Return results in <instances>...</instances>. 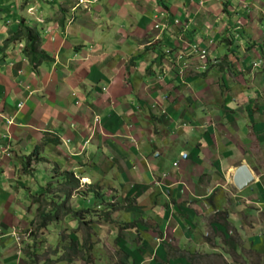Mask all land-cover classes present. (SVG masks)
Here are the masks:
<instances>
[{
    "label": "crops",
    "instance_id": "0c3cea01",
    "mask_svg": "<svg viewBox=\"0 0 264 264\" xmlns=\"http://www.w3.org/2000/svg\"><path fill=\"white\" fill-rule=\"evenodd\" d=\"M95 3L0 0V35L7 39L21 21L51 56L34 66L21 52L23 40H6L0 56V168L22 164L37 146L38 157L40 147L54 155L63 151L67 159L75 155L86 180L84 172L97 165L95 154L101 152L102 168L115 166L122 179H132V170L135 180L145 174L140 181L147 179L142 183L154 189L153 199L144 198L149 204L143 214L153 219L148 223L165 224L166 207L176 204L189 216L198 201L210 198L212 184L218 191L209 199L211 222L224 216L232 222V212L221 208L220 184L234 186L231 178L241 163L253 173L251 157L242 159L238 152L247 146L250 128H264V111L245 114L246 103L233 94L245 81L231 77H246L250 61L264 60V0H102L90 10ZM192 41L207 47L204 58L192 52ZM15 141L35 144L25 160L10 148ZM248 189L227 196L226 203L231 209L245 203L242 218L253 217L255 224L260 215ZM258 190L264 204V191ZM207 205L198 206L203 216ZM177 221L166 225L173 228ZM0 247V264H17L7 253L11 247Z\"/></svg>",
    "mask_w": 264,
    "mask_h": 264
},
{
    "label": "rangeland",
    "instance_id": "374dc122",
    "mask_svg": "<svg viewBox=\"0 0 264 264\" xmlns=\"http://www.w3.org/2000/svg\"><path fill=\"white\" fill-rule=\"evenodd\" d=\"M71 1L74 2V0ZM97 4H102V0L91 4L90 10H94V6ZM101 7L103 8H100V11L104 12V6ZM102 12L101 15H103ZM105 16L103 17L105 18ZM183 20L181 17L182 22ZM6 40V35H0V56L8 45ZM250 62L252 64H247L243 71V75L246 74V77L241 74L231 77V81L238 79L245 81L244 88L233 87V94L238 100L246 103L244 112L247 116L252 111H264V60L257 59ZM223 64L226 62L219 65L223 68L225 67ZM250 64L253 66L252 69ZM254 72H261L258 75L260 80L256 81L253 78ZM249 73L251 74L248 75ZM219 78L222 80L221 76ZM252 98L256 100V104H252L250 107L248 104ZM248 135L247 140L252 145L249 148V142H247L246 147L242 146V152H238V157L245 160L246 157H251L247 161L253 169V180L245 187V191L241 192L230 184L223 186L226 191L221 186L222 184H220V188L218 186L220 197L223 198L225 204L221 208L224 210L223 212H232L233 221L226 222L227 216H224L219 218L220 221H215L213 218L215 222H211L212 201L209 199L215 198L218 191L212 184L210 198L198 201L197 208L192 210V214L189 216H186L184 210H180V206L177 204V207L171 210L165 202L163 205L169 209L166 207L167 215L163 218L166 220L165 224L161 223L160 225L157 224L159 220L154 225L148 223L153 219L149 220L148 215L143 214L144 208L149 204L144 202V198L149 196L154 198L152 195L154 189L142 183L147 179L140 181L145 174L139 173L138 179L135 180L134 176H137V172L132 170L134 175H132V179L129 177H127L129 179H122L120 169L115 166L102 168L97 158V156L102 157V154L97 152L93 164L96 161L100 167L92 165L87 172L83 171L88 175L87 179L83 180L84 176L78 172L83 164L81 161H77L75 155L69 154L68 159L65 158L66 155L63 151L59 155H54L46 148L42 150L40 142L38 145L41 156L33 157L34 161L26 164L28 172L24 171V167L19 162L18 165L13 164L0 168V236L2 235L0 243L6 245L7 248L11 247L7 253L17 261V264L22 262L21 260L26 264H123L121 258H123L124 252L129 255L123 258L128 264H264V204L260 196L261 192L258 190L264 191V186L258 181L260 179L264 182V128L256 131L250 128ZM22 143L15 141L10 144V148L21 152L22 159L25 160L28 151L35 144L30 147L26 143L24 145ZM247 148L250 149V153L245 152L248 150ZM80 155L85 156V153L81 152ZM64 169L73 170L78 179V187L70 189V194L66 197L62 195V185H59L56 179L61 178L60 174ZM5 170L7 172L2 177L1 173ZM169 171L174 172V170ZM220 173L224 175L222 172ZM47 176L50 177L51 192H57L54 197L58 202L63 201L65 206L72 205L76 209L84 207L87 210L84 217L80 216L81 219L86 220V223H83L81 219L80 222L77 219L75 222V219H70L72 216L67 215L62 217L59 222H50L40 231L37 230L36 235L31 236L30 229H34L39 222L37 206L48 208L57 205L50 202L49 199L45 200L46 198L40 200L34 198L36 194V196L42 197V186L46 184ZM205 176L203 175L204 178H206ZM248 188H252L254 191L252 198L254 202L251 205L256 211L258 210L260 215L257 217L260 222L256 221L255 224L253 217L249 216L247 222H244L242 218L239 208H242L245 203L240 207L239 205L235 206L234 209H231L226 203L227 196L232 198L234 194L244 195L243 192H249ZM136 190L139 191L135 192ZM99 192L103 197L102 201L100 197L96 196V193ZM155 199L160 201L158 196ZM138 201L144 202V207L138 204ZM169 201L171 202L172 199H168V204ZM101 202L103 205L99 204ZM154 202L155 200H151V204ZM184 203L186 204L187 200L179 204L184 205ZM205 204L210 205L209 207L207 205V209H209L203 216L201 208ZM199 205L203 207L198 208ZM159 209L160 207L155 208L154 211L159 213ZM151 212L146 210L149 215H152ZM9 214L11 215L9 216ZM142 216H146V219L144 220ZM177 218L181 222L173 223V228L166 225L169 220L175 222ZM31 219L32 222H30ZM226 220L229 219L226 218ZM217 222L219 223L216 225ZM240 224L243 225V228L240 227ZM171 241H176L177 244H171ZM84 242L88 247L82 251L80 248L77 249V246ZM164 244L166 251H163L162 248ZM32 248H36L35 252L33 251L35 254L28 257L26 251L33 250ZM0 249L4 250L2 247ZM0 258H4L2 252H0ZM23 262L22 264H24Z\"/></svg>",
    "mask_w": 264,
    "mask_h": 264
},
{
    "label": "trees",
    "instance_id": "16d2710c",
    "mask_svg": "<svg viewBox=\"0 0 264 264\" xmlns=\"http://www.w3.org/2000/svg\"><path fill=\"white\" fill-rule=\"evenodd\" d=\"M7 39L12 40V41H21L23 40V46L21 48V52L23 55H25L27 58H29V60L33 63V65H37L38 63H40L43 60H50L51 56L44 50L39 49V38L37 37V33L36 31H34V29L32 27H29L27 25H25L24 23H22L21 21L18 24V27L16 29V31H14ZM223 59H226L225 57ZM224 61V60H223ZM205 72V71H204ZM37 146L34 148V150L32 151V153L30 154L38 157L37 156ZM29 156L28 159L25 160L22 163V166L24 167V171L28 172V168L27 165L29 162ZM27 168V170H26ZM55 170H57V168H55ZM62 175L61 178H56L59 182V185L61 186V190H62V195L63 196H68L70 194V189L74 188V187H78V179L74 176V173L71 169H64L63 173L60 174ZM50 177L47 176V181L46 184L44 186H42V192L43 195L42 197H40V195L36 196L34 195V198L36 200H40L41 198L48 200L51 202H54L55 205L54 207H48L46 208L43 207H39L37 206L38 209V218H39V222L36 224L34 229H30V233L31 235H36L37 234V230L40 231L42 228L46 227L50 222H59L60 219L62 217H65L67 215L72 216L70 219H75V222L78 220V222H80L81 220L83 221V223H86V220L83 218L81 219L80 216L84 217V215L86 214V209L83 208H77L75 206L72 205H68L65 206V204L62 202H58L57 198L54 197V194H56L57 192L52 193L51 192V183L49 182ZM100 192L96 193V196L100 197L101 201L102 198L100 196ZM64 200H66L65 198H63ZM62 199V200H63ZM42 201V200H41ZM100 205H103V203H99ZM77 219V220H76ZM81 219V220H80ZM30 222H32V219L30 220ZM126 227V226H124ZM88 235V234H87ZM85 241V240H84ZM77 249L80 248V250H85L86 247H88V245H86V243L84 242L83 244H80ZM33 250H36V248H32ZM26 254L28 257L32 256V252L31 250H27ZM84 256V255H83ZM129 255L127 253L124 252L123 254V258L128 257ZM121 258V262L127 263V261L125 259ZM128 264V263H127Z\"/></svg>",
    "mask_w": 264,
    "mask_h": 264
},
{
    "label": "water",
    "instance_id": "95a60500",
    "mask_svg": "<svg viewBox=\"0 0 264 264\" xmlns=\"http://www.w3.org/2000/svg\"><path fill=\"white\" fill-rule=\"evenodd\" d=\"M254 175L245 163L239 164L232 175V181L238 189H243L253 180Z\"/></svg>",
    "mask_w": 264,
    "mask_h": 264
},
{
    "label": "clouds",
    "instance_id": "9594fccd",
    "mask_svg": "<svg viewBox=\"0 0 264 264\" xmlns=\"http://www.w3.org/2000/svg\"><path fill=\"white\" fill-rule=\"evenodd\" d=\"M83 0H77V3H79V2H82ZM176 21H177V19H176ZM190 44H191V46H192V52H194V53H196V54H198L199 55V57L202 59V58H204L205 56H206V54H207V47H202L201 45H199V42H197V41H192V42H190ZM194 45L197 47V50H195V48H194ZM202 48H204L205 49V54L202 56L201 55V53H200V49H202ZM205 65H203V67H204ZM21 105V102L20 103H18V106H20ZM29 157L31 158V157H35V156H30L29 155ZM35 158H38V157H35ZM30 160V159H29ZM237 167V166H236ZM82 169V168H81ZM73 171V170H72ZM80 171V170H79ZM78 171V172H79ZM75 173V172H74ZM80 173V172H79ZM76 175L77 174H74V176L76 177ZM232 179V178H231ZM233 182V181H232ZM234 184V183H233ZM235 186V185H234ZM236 187V186H235ZM237 188V187H236ZM30 234V233H29ZM32 236V235H31ZM77 246V245H76ZM77 247H79V246H77ZM34 250H31V252L33 253V254H35L34 252H33Z\"/></svg>",
    "mask_w": 264,
    "mask_h": 264
},
{
    "label": "built area",
    "instance_id": "2783aa9c",
    "mask_svg": "<svg viewBox=\"0 0 264 264\" xmlns=\"http://www.w3.org/2000/svg\"><path fill=\"white\" fill-rule=\"evenodd\" d=\"M194 48L195 50H197V47L195 45H194ZM200 53L203 56L205 54V49L204 48L200 49Z\"/></svg>",
    "mask_w": 264,
    "mask_h": 264
}]
</instances>
